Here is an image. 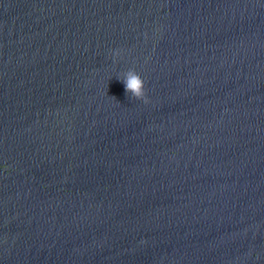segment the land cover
<instances>
[{"label":"water","instance_id":"1","mask_svg":"<svg viewBox=\"0 0 264 264\" xmlns=\"http://www.w3.org/2000/svg\"><path fill=\"white\" fill-rule=\"evenodd\" d=\"M0 264H264V0H0Z\"/></svg>","mask_w":264,"mask_h":264},{"label":"clouds","instance_id":"2","mask_svg":"<svg viewBox=\"0 0 264 264\" xmlns=\"http://www.w3.org/2000/svg\"><path fill=\"white\" fill-rule=\"evenodd\" d=\"M111 55L113 61L115 62L116 58L121 55V50H111ZM121 81L125 86L126 95H128L130 98L140 100L145 104L149 102L145 94L144 81L134 69H129L126 71L123 74Z\"/></svg>","mask_w":264,"mask_h":264}]
</instances>
